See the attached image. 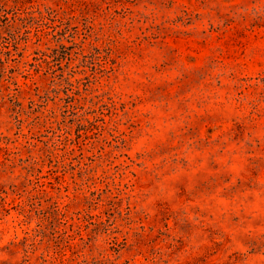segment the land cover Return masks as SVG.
I'll list each match as a JSON object with an SVG mask.
<instances>
[{
    "label": "rangeland",
    "instance_id": "1",
    "mask_svg": "<svg viewBox=\"0 0 264 264\" xmlns=\"http://www.w3.org/2000/svg\"><path fill=\"white\" fill-rule=\"evenodd\" d=\"M6 24L0 264H264V0H0Z\"/></svg>",
    "mask_w": 264,
    "mask_h": 264
},
{
    "label": "trees",
    "instance_id": "2",
    "mask_svg": "<svg viewBox=\"0 0 264 264\" xmlns=\"http://www.w3.org/2000/svg\"><path fill=\"white\" fill-rule=\"evenodd\" d=\"M40 12V11H39ZM35 19V15H34V12L32 10H25L23 11V15L19 17V20L22 22V23H25V22H29V21H32ZM17 26L15 27L14 25L12 24H6V26H1L0 25V30L1 29H8V33L14 38V35L17 31ZM64 36L63 34H60L59 37H57L56 39V45L59 46V50L57 48H53V53L59 55V56H65V46L64 44L61 42L63 40ZM56 55V56H57ZM58 210H60L58 208Z\"/></svg>",
    "mask_w": 264,
    "mask_h": 264
}]
</instances>
